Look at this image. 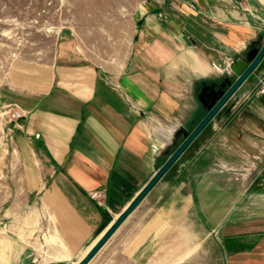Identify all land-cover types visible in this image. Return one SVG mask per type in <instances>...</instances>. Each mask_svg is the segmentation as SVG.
Masks as SVG:
<instances>
[{"label":"crops","instance_id":"0c3cea01","mask_svg":"<svg viewBox=\"0 0 264 264\" xmlns=\"http://www.w3.org/2000/svg\"><path fill=\"white\" fill-rule=\"evenodd\" d=\"M127 11L88 37L61 34L54 57L20 64L0 85V102L19 114L11 205L33 211L12 264H35L34 254L77 264L162 166L177 131L204 117L199 86L224 74L214 64H234L264 35V0H141ZM262 63L228 118L213 120L245 178L169 170L96 264H264V165L252 170L264 157V93L254 94ZM96 190L104 204L90 197Z\"/></svg>","mask_w":264,"mask_h":264},{"label":"rangeland","instance_id":"374dc122","mask_svg":"<svg viewBox=\"0 0 264 264\" xmlns=\"http://www.w3.org/2000/svg\"><path fill=\"white\" fill-rule=\"evenodd\" d=\"M139 1L141 0H0V85L10 80L12 72L20 64L46 62L54 57L61 34L75 30L88 37L90 28L95 31L105 26L110 21L107 17L111 16L114 22L121 21L126 17L121 13L129 14L127 8ZM260 80H264V75L259 77L258 83ZM255 93L258 94L257 90ZM239 102V99L233 101L230 113ZM14 112L10 106L0 102V264H12L10 252L16 232L18 230L25 233L27 215L29 221L33 216L32 208H19V212H16L17 209L11 205L16 197L11 189L12 168L15 163L12 123L17 118ZM222 114L223 112L219 113L214 120L224 121L228 118ZM195 126L196 124L187 128L192 130ZM222 136V128L215 127L212 121L170 168L169 176L179 179L186 177L189 169L214 167L227 168L232 178L244 179V171L238 166L241 165L240 160L234 159L231 151H225L227 146H224ZM254 162L257 167L252 170L257 171L264 165V157L254 159ZM254 176L253 173L251 177ZM37 213L39 212H34L33 226L35 237L40 236V244L43 241V231L40 230L41 219ZM101 250L91 260L94 264ZM41 251L42 249L40 253ZM32 257L36 259L35 264H46L49 260L45 255L34 254L30 256ZM100 258L102 263L103 257Z\"/></svg>","mask_w":264,"mask_h":264},{"label":"water","instance_id":"95a60500","mask_svg":"<svg viewBox=\"0 0 264 264\" xmlns=\"http://www.w3.org/2000/svg\"><path fill=\"white\" fill-rule=\"evenodd\" d=\"M264 61V35L253 41L245 53L232 65L231 72L223 74L219 81L210 86L211 94L207 100L200 97L205 110V116L190 130L186 127L180 128L175 134V142L169 146L164 156L166 158L162 166L153 175L150 181L132 200L128 207L109 226L105 233L97 240L90 250L81 258L77 264H89L95 255L103 248L124 220L139 205L143 198L154 188V186L165 176L170 168L185 153L190 145L204 131V129L224 111L230 112L233 101L242 86L254 75L255 71ZM218 87V88H217ZM229 105V106H228ZM228 107V108H226Z\"/></svg>","mask_w":264,"mask_h":264},{"label":"built area","instance_id":"2783aa9c","mask_svg":"<svg viewBox=\"0 0 264 264\" xmlns=\"http://www.w3.org/2000/svg\"><path fill=\"white\" fill-rule=\"evenodd\" d=\"M233 59L232 58H227L223 64H214V68L221 73H230L231 72V67L233 65ZM257 93L258 94H263L264 93V80H260L257 86ZM15 117H18L19 114L17 112H14ZM105 190H96L90 192V197L92 199H95L99 201L101 204H104V199H105Z\"/></svg>","mask_w":264,"mask_h":264},{"label":"flooded vegetation","instance_id":"af4514ba","mask_svg":"<svg viewBox=\"0 0 264 264\" xmlns=\"http://www.w3.org/2000/svg\"><path fill=\"white\" fill-rule=\"evenodd\" d=\"M218 81H219V79L207 81V82H204L203 84H201L199 86V91H198L199 99H200V97H202V99L207 100L208 96L211 94V91H212V89H210V86L214 85V83H216ZM202 107H203V104H202ZM205 114H206V112L204 110V116H205Z\"/></svg>","mask_w":264,"mask_h":264}]
</instances>
